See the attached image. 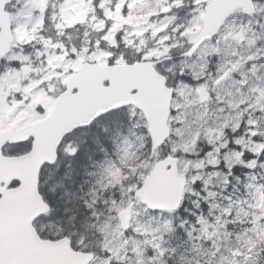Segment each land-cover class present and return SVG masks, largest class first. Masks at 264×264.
<instances>
[{
	"label": "snow or ice",
	"instance_id": "6c2138e0",
	"mask_svg": "<svg viewBox=\"0 0 264 264\" xmlns=\"http://www.w3.org/2000/svg\"><path fill=\"white\" fill-rule=\"evenodd\" d=\"M18 2L13 19L27 35L0 56V79L12 74L22 84L0 92V132L17 122L23 127L30 117L39 123L26 128L24 139H4L0 158L31 156L60 107L86 99L87 84L79 80L49 91L57 86L48 79L57 61L73 64L67 77L81 59L95 63L104 56L112 70L121 61L155 66V87L173 103L199 93L214 107L201 120L203 142H195V152L185 128L171 125L160 143L144 111L132 106L109 109L62 136L55 161L39 169L38 192L49 212L32 221L39 242L31 244L69 245L68 261L13 249L4 202L22 180H0V264H264V0ZM141 5L144 25L121 27L111 47L113 17L128 18ZM29 84L36 86L30 91ZM41 91L54 99L33 113V96ZM101 124L107 139L98 147L89 130ZM161 168L177 187L170 202L153 196Z\"/></svg>",
	"mask_w": 264,
	"mask_h": 264
},
{
	"label": "water",
	"instance_id": "95a60500",
	"mask_svg": "<svg viewBox=\"0 0 264 264\" xmlns=\"http://www.w3.org/2000/svg\"><path fill=\"white\" fill-rule=\"evenodd\" d=\"M11 2L12 0H0V56L9 53L14 42L12 21L6 12V7ZM157 75L154 70L151 72V69L131 66H116L114 70L99 65L82 66L68 84L75 86L74 82L78 80L85 82L86 99L80 103H65L60 107L56 121L41 129L38 148L31 156L21 161L0 158V180L6 183L13 178L22 180V189L19 192H7L4 202L8 208L14 250L46 258L70 260L69 245L48 242L46 245L35 247L31 244V241L39 242L32 221L49 212L48 206L38 192L39 169L45 162L55 161L56 146L65 133L71 132L76 126L89 123L96 116L112 108L135 105L144 111L151 133L163 143L170 132L168 122L173 97L165 95L155 87ZM106 81L109 82L108 88L104 86ZM137 88H140L139 93L130 97ZM25 130L26 128H15L2 137L24 139ZM4 139L0 138V143H3ZM176 191L172 175L167 169L161 168L153 184V196L162 202H170Z\"/></svg>",
	"mask_w": 264,
	"mask_h": 264
},
{
	"label": "rangeland",
	"instance_id": "374dc122",
	"mask_svg": "<svg viewBox=\"0 0 264 264\" xmlns=\"http://www.w3.org/2000/svg\"><path fill=\"white\" fill-rule=\"evenodd\" d=\"M18 7H19V2H18V0H15V2L11 5V10H10V12H12L13 17L15 15ZM142 8H143L142 5L139 7L134 6L130 12V16L128 18H124V17L120 16L119 13H117V15L115 17H113V19H115L117 22V27L113 28L112 33L108 37L111 47L116 45L115 44V33L117 31H119V29L121 27L128 25V26L133 27V28H138V27H141L144 25V23L146 21V15L142 13ZM90 10L91 9H88V11H90ZM76 14L79 15L80 13L78 12ZM83 14L86 15L87 13L84 12ZM13 17H12V19H13ZM94 19L95 18H93V20ZM13 22H14V19H13ZM237 22H239V19H237ZM14 34H15V42H16L22 35H27V27L25 25H15V22H14ZM136 34L142 35V33H136ZM73 39L77 43H79L81 40L84 39L83 33L80 31L73 33ZM148 42H150V41H146L145 43H148ZM13 47H15V44ZM28 51L31 52V49ZM108 58H110V56H104L103 59L97 60V62H100L104 65H107L106 61ZM83 63H84V61H83V59H81V63H80V65L76 66V70L79 69V67ZM123 63H125V62L121 61V63L118 65H121ZM71 67H73L72 63L64 64V63H61L59 61L54 62L53 64L50 65V68H52L53 71L51 72L48 79L57 80V86L51 87L49 89V91L57 92V93L60 92L59 91L60 87H62V85L64 86L66 84L67 80L70 78V77L66 76V71L68 68H71ZM55 69H61V71L58 72V71H55ZM21 84H22V81H20L18 78H16L12 74H9V77L7 79H0V92L11 94V93L17 91L21 87ZM35 86L36 85L29 84L30 91ZM185 91H187V90H185ZM5 99H6V97H5ZM53 99H54V97L48 96L43 91L37 92L33 96V104L30 106L32 108L33 113H34V109H35L34 106L39 105V104L51 103L53 101ZM174 106H175V103H174ZM33 107H34V109H33ZM208 112H210V109H207L206 111H204L202 113V115L206 116ZM35 121H37V120L34 117L27 118L26 123L23 126L30 124L32 122H35ZM17 124H19V122H17ZM17 124H13L12 126L17 125ZM172 124H173V115L171 118L170 126ZM185 135H186V133H185ZM141 218L143 219V217H141ZM45 227L47 228V231L49 233H52V231L54 230L55 233L57 234L58 229L56 227H51V226L50 227L45 226ZM42 230L44 231L45 228H42Z\"/></svg>",
	"mask_w": 264,
	"mask_h": 264
},
{
	"label": "clouds",
	"instance_id": "9594fccd",
	"mask_svg": "<svg viewBox=\"0 0 264 264\" xmlns=\"http://www.w3.org/2000/svg\"><path fill=\"white\" fill-rule=\"evenodd\" d=\"M175 103L173 111L176 113L173 116L172 125H180L186 129L185 139L189 141L192 151L195 152L198 144L195 142H203L201 136V120L203 119L202 113L208 107H214L210 101H204L199 98V93H196L195 98H189L188 101ZM207 106V107H206ZM202 150V149H201Z\"/></svg>",
	"mask_w": 264,
	"mask_h": 264
},
{
	"label": "trees",
	"instance_id": "16d2710c",
	"mask_svg": "<svg viewBox=\"0 0 264 264\" xmlns=\"http://www.w3.org/2000/svg\"><path fill=\"white\" fill-rule=\"evenodd\" d=\"M186 6H187V3H186ZM181 54H182L181 52H179V51L177 52V56L178 57L181 56ZM89 134H90V136L92 138L95 139L98 147H102L103 146L104 142L106 141L104 133H101L100 130L97 131V132H94V131L91 130V131H89ZM235 230L239 231V228H236Z\"/></svg>",
	"mask_w": 264,
	"mask_h": 264
}]
</instances>
